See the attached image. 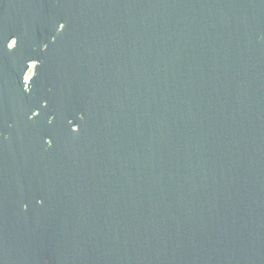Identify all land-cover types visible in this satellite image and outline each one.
Returning a JSON list of instances; mask_svg holds the SVG:
<instances>
[{"label":"water","instance_id":"95a60500","mask_svg":"<svg viewBox=\"0 0 264 264\" xmlns=\"http://www.w3.org/2000/svg\"><path fill=\"white\" fill-rule=\"evenodd\" d=\"M0 264H264V0H0Z\"/></svg>","mask_w":264,"mask_h":264},{"label":"flooded vegetation","instance_id":"af4514ba","mask_svg":"<svg viewBox=\"0 0 264 264\" xmlns=\"http://www.w3.org/2000/svg\"><path fill=\"white\" fill-rule=\"evenodd\" d=\"M16 45V39H12V41L9 44V48L13 49ZM38 62L32 61L28 63V69L24 75V83H25V89L28 91L29 85L32 81V79L36 76V70H37ZM46 105V104H45ZM38 112L35 113L37 115ZM50 142V141H48Z\"/></svg>","mask_w":264,"mask_h":264}]
</instances>
